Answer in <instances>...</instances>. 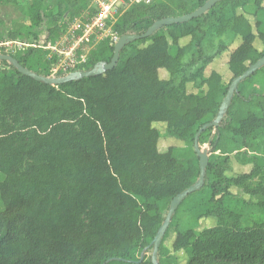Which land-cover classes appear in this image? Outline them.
<instances>
[{"label": "trees", "instance_id": "16d2710c", "mask_svg": "<svg viewBox=\"0 0 264 264\" xmlns=\"http://www.w3.org/2000/svg\"><path fill=\"white\" fill-rule=\"evenodd\" d=\"M158 1L136 4L113 30L120 36L143 34L156 21L194 12L208 0H178L177 8ZM82 2L85 9L87 0ZM11 3L17 0H0V6ZM22 11L35 27L45 18L43 0ZM215 11L220 30L231 38L216 55L241 39L228 60V82L216 70L206 75L215 56L206 53L204 42L209 13ZM260 15L264 18V0H222L198 18L128 44L114 69L60 85L37 81L0 61L12 69L0 75V264H154L152 255L139 260L137 253L144 244L154 248L172 200L200 177L196 133L216 119L232 80L264 56L256 46L258 39L264 45ZM188 36L192 44L182 46L179 41ZM114 51L109 38L101 40L80 71L111 62ZM192 51L199 56L184 64ZM11 55L23 67L50 76L52 65L42 49ZM201 61L195 72L187 71ZM161 69L168 78H161ZM189 83L198 91L190 92ZM263 83L264 67L238 86L219 126L200 134L199 141L214 132L211 152L260 149L264 93L257 85ZM157 122L184 146L161 151ZM213 173L209 163L204 186L174 213L159 264L176 261L165 246L172 227L173 251L188 255L184 264H264V229L240 224L245 199ZM255 173L253 168L234 183L243 186ZM244 190L262 197L264 211V184ZM207 218L216 225L200 234L183 223L200 226Z\"/></svg>", "mask_w": 264, "mask_h": 264}, {"label": "rangeland", "instance_id": "374dc122", "mask_svg": "<svg viewBox=\"0 0 264 264\" xmlns=\"http://www.w3.org/2000/svg\"><path fill=\"white\" fill-rule=\"evenodd\" d=\"M32 1L33 0H17V3L0 6V18L4 20V23L0 24V41L10 42L11 45L9 54L16 53L18 51H25L30 47L42 49L46 62L52 65L49 77L53 78L65 77L62 70H54V67L63 60L68 61L72 56V52L76 53L77 57H80L83 54H88L92 49L96 48L97 44L101 40H103L104 37L101 35L96 37V39L92 35L84 38L86 26L92 23L96 16L100 13V1L106 2L107 5L111 6V10H113L112 16L107 23V29L110 30H113V25L124 12L136 4L143 2L140 0H87V7H85V9H81L80 6L81 3H83V0H43V13L45 14V18L42 19L40 26L35 27L33 26L30 17L22 11L24 7L28 8V6L32 4ZM164 1H166L171 7L174 6V8H177L175 5H177L178 0ZM159 2L160 1H158V4ZM209 14V25L207 27L208 36L205 39L204 46L206 53L211 56L214 55L215 58L207 67L206 75L208 76L211 71L216 70L220 72L226 82H228L232 77V74L228 69V60L232 51L241 42V39L238 38L232 46L216 55L219 52L220 47L229 45L231 38L227 33L220 30V25L216 20L217 11ZM258 18L264 19L261 15ZM256 19V17H252V23H255ZM20 24L26 25L21 26ZM50 28L58 29L50 33ZM104 34L108 33L106 32ZM148 43L149 41L142 44V46ZM179 43L182 46L190 45L192 44V38L188 36L181 39ZM256 46L259 50L264 49V45L259 39L256 41ZM198 56L199 55L196 51H192L184 58L183 63L186 64ZM81 60L82 59H80V61ZM201 64L202 61L196 68H187V71L195 72ZM11 71L12 69L9 65L0 63V75L2 73L9 74ZM160 76L161 78L166 79L169 77V73L165 69H161ZM257 86L260 91L264 93V83ZM188 90L190 92H197L198 88H196L192 83H189ZM26 125H29V123L26 122ZM154 126L159 129L162 135L159 144L161 151H167L170 146H184L183 142L167 135L165 123L157 122ZM214 138L215 134L212 132L210 134H205L202 137V140L199 141L202 152L208 155L209 163L213 166V176L229 180V183H232L230 185V189L233 193L245 199L246 205L240 218V224L244 227L264 229L262 197L251 196L244 190L246 187L254 188L259 184H264V142L262 143L260 149L253 150L244 148L242 152H234V154L229 155V153L223 154L219 151L211 152V143ZM260 140L262 141L264 138H260ZM187 148L192 149L191 146L186 147V149ZM253 168H256V173L251 178L247 179L243 186L234 183L235 178L242 176L245 173H249ZM179 171L180 168H177L176 172ZM183 223L185 227L193 229L196 234H200L205 228L215 226L216 219H202L200 226L190 223L189 220H184ZM170 225L167 230L170 228ZM175 235V229L172 227L166 237L165 246L172 255L174 254V256H176V261L173 258H167L165 259V264H184L188 260V255L185 251H173L172 243ZM152 254L153 247L151 244H144L140 246L137 258H139V260H148Z\"/></svg>", "mask_w": 264, "mask_h": 264}, {"label": "water", "instance_id": "95a60500", "mask_svg": "<svg viewBox=\"0 0 264 264\" xmlns=\"http://www.w3.org/2000/svg\"><path fill=\"white\" fill-rule=\"evenodd\" d=\"M222 0H208L203 6H201L199 9L195 10L194 12H191L189 14L178 16V17H166L163 19H160L156 21L145 33L143 34H125L120 36L119 40L115 43V51L114 56L111 60V62H102L99 64H96L91 70L88 71H76L73 73L68 74L65 77L62 78H53V77H46L43 75H39L28 68L23 67L20 65V63L10 54H1L0 53V61H9L11 64L17 67L18 71L24 75H27L29 77L34 78L37 81H43L50 85H60L64 84L69 81L78 80L85 77H92L97 75H102L106 73L109 70H112L116 67L119 58L120 53L122 49L127 46L128 44L140 40L149 38L155 31L165 27L170 26L173 24L178 23H184L191 21L195 18H198L202 16L204 13H206L208 10L213 8L217 3L221 2ZM264 67V56L259 59L257 62L252 64L246 72H244L242 75L235 77L231 85L229 87L228 93L226 97L224 98L218 115L216 119L210 123L204 124L200 130L195 135V151L200 158L199 161V167H200V177L198 181L190 186L188 189L183 191L182 193L178 194L171 203L170 210L166 216V220L163 223V225L160 227L155 239H154V248H153V254H152V261L154 264H159L158 262V253L162 244V240L164 238V235L166 233V230L168 226L170 225V222L172 220V217L180 204L186 199L188 195L191 193L197 191L198 189L202 188L205 184V176H206V168L209 164V158L208 155L204 152H202L200 145H199V137L200 134L205 131L209 127H218L220 122L223 120L224 115L226 114L231 102L232 98L234 96V93L238 86L244 81L245 79L251 77L253 74H255L259 69Z\"/></svg>", "mask_w": 264, "mask_h": 264}, {"label": "built area", "instance_id": "2783aa9c", "mask_svg": "<svg viewBox=\"0 0 264 264\" xmlns=\"http://www.w3.org/2000/svg\"><path fill=\"white\" fill-rule=\"evenodd\" d=\"M146 3L151 2L152 0H140ZM101 10L100 13L96 16L92 23L86 26V31L84 33V38L88 36H94L95 39L98 36H103L105 38H109L112 43H116L119 40V34L112 29H107L110 17L112 16L113 10H111V6L107 5L106 2L100 1ZM109 30V31H108ZM108 34H104V33ZM111 33V34H110ZM96 34V35H95ZM81 38V37H80ZM13 42V41H12ZM10 42H1L0 41V53L1 54H9ZM21 47V46H20ZM11 55V54H10ZM88 54H83L80 57L76 56V53L72 52V56L69 60H63L61 63L57 64L54 67V70H62L64 75L67 76L70 73L80 71V68L87 62ZM76 57V58H75ZM78 59V60H76ZM80 59H82L80 61Z\"/></svg>", "mask_w": 264, "mask_h": 264}, {"label": "crops", "instance_id": "0c3cea01", "mask_svg": "<svg viewBox=\"0 0 264 264\" xmlns=\"http://www.w3.org/2000/svg\"><path fill=\"white\" fill-rule=\"evenodd\" d=\"M2 19V18H1Z\"/></svg>", "mask_w": 264, "mask_h": 264}]
</instances>
